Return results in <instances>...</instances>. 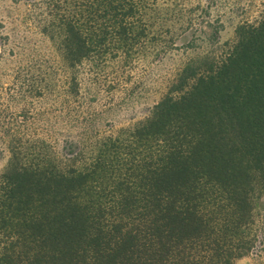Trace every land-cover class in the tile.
Masks as SVG:
<instances>
[{"label": "trees", "instance_id": "obj_1", "mask_svg": "<svg viewBox=\"0 0 264 264\" xmlns=\"http://www.w3.org/2000/svg\"><path fill=\"white\" fill-rule=\"evenodd\" d=\"M17 1L53 58L0 97V264H264V9L188 59L145 118L100 130L83 115L79 68L175 48L153 27L190 25V12H174L180 0ZM18 100L48 106L14 115Z\"/></svg>", "mask_w": 264, "mask_h": 264}, {"label": "rangeland", "instance_id": "obj_2", "mask_svg": "<svg viewBox=\"0 0 264 264\" xmlns=\"http://www.w3.org/2000/svg\"><path fill=\"white\" fill-rule=\"evenodd\" d=\"M169 0H158L164 7ZM190 12L192 23L184 25L180 20L157 23L154 33L167 29L175 48L163 54L141 57L130 67L109 64L98 67L94 63V75L79 68L78 80L83 98L84 117L93 118L94 127L100 130L119 129L132 125L148 115L151 107L165 94L167 85L188 59L195 55L214 51L215 45L232 40L235 27L243 22L253 23L264 9L263 0H180L175 13ZM26 8L17 0H0V97H6L16 78H29L35 58H51L47 39L32 27L22 24ZM36 56V57H35ZM39 56V57H37ZM53 58V57H52ZM45 60V59H44ZM49 60V59H48ZM53 63V59H50ZM92 74V75H91ZM31 99L26 101L30 102ZM46 103L32 106L20 100L9 111L17 114L25 110L43 111ZM45 118L39 117L38 123ZM67 132H64V135ZM59 146V143H58ZM5 145L0 144V171L7 161ZM260 207L263 201L259 202ZM258 257L250 254L234 264H259Z\"/></svg>", "mask_w": 264, "mask_h": 264}]
</instances>
